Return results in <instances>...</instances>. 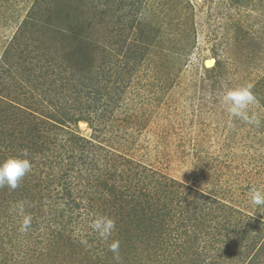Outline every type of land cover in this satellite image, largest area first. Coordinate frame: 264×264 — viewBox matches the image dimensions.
<instances>
[{
	"label": "rangeland",
	"instance_id": "obj_1",
	"mask_svg": "<svg viewBox=\"0 0 264 264\" xmlns=\"http://www.w3.org/2000/svg\"><path fill=\"white\" fill-rule=\"evenodd\" d=\"M0 60V127L38 141L27 135L34 124L52 145L49 157L34 150L15 191L0 188V264H117L112 240L121 264H264V207L249 197L264 190V0H0ZM247 84L258 124L232 118L223 102ZM89 105L106 119L75 122ZM10 148L0 144V160L16 155ZM97 179L118 186L107 209L92 199L108 189ZM67 191L77 205L65 204ZM18 201L33 217L26 233ZM165 203L189 205L192 223L161 221ZM97 216L116 222L107 241L89 227ZM155 224L157 235H142ZM176 238L178 253L168 250Z\"/></svg>",
	"mask_w": 264,
	"mask_h": 264
},
{
	"label": "trees",
	"instance_id": "obj_2",
	"mask_svg": "<svg viewBox=\"0 0 264 264\" xmlns=\"http://www.w3.org/2000/svg\"><path fill=\"white\" fill-rule=\"evenodd\" d=\"M33 57H35L36 58V56L34 55ZM34 58V59H35ZM217 63H218V61H217ZM216 63V64H217ZM4 64H5V62L3 61V60H0V66L1 65H3L4 66ZM215 64V65H216ZM37 64H33V67H35ZM40 67V66H39ZM0 69H1V67H0ZM2 70V69H1ZM206 70H208V71H210V72H214L215 70H216V67H212L211 69H206ZM0 73H2L1 71H0ZM72 79H73V77H71ZM35 79V78H34ZM2 80H4V79H2ZM34 83V88H32V89H35V91H39V85L36 83V82H33ZM211 83H213V82H211ZM31 89V88H30ZM72 91H75V90H72ZM252 91H256V90H252ZM32 93V92H31ZM32 95V94H31ZM261 95L264 97V92L263 93H261ZM256 96H257V94H256ZM88 97V96H87ZM97 97H99V96H97ZM258 97H261V96H258ZM30 98H34L35 99V97H34V94L32 95V96H30ZM36 98H38V97H36ZM111 98V97H110ZM43 99L44 98H41V99H37L38 100V102H37V104H38V108L40 109V111H42V113L44 112H47L48 110H49V112L48 113H51L50 115H51V117H53V118H50L51 120H52V122H55V120H56V122H59L60 120V117L63 115H61V113H59L57 110H50L49 108H47V109H44L45 107H43ZM114 100V99H113ZM91 105H89V107H90ZM93 109H95V110H93V112H90L89 110H88V112L86 113V112H83L82 114H80V116H78L76 119H75V122H77V121H79V120H90V117H92V113H94L95 115H93V119H91V120H95V119H97V118H100V117H103L104 119H106V115H107V111L108 110H97L96 111V108H95V106L94 105H92L91 106ZM11 123V122H10ZM4 126V125H3ZM1 128V127H0ZM26 130H28V133H27V135H29V136H33V138H35V137H37V140L38 141H33V140H26L25 142H16V138L17 137H15V135L13 136V133H12V128H10V126H4L3 128H1L0 129V139H1V143L0 144H2L5 148H8V147H11L10 149L12 150V151H14L15 153H16V155H20L21 154V152L23 151V150H27V152H28V158H31V154L34 152V150H37L39 153H42L43 155H45V157H49V155L51 154V150H52V145H51V143L49 144L48 142H51V141H49L51 138H48V139H46L45 141H43L42 140V137H43V129L42 128H39L38 126H36V125H29L28 127H27V129ZM22 132H24V131H22ZM29 136H26V137H29ZM15 138V139H14ZM17 139H19V138H17ZM40 142V143H39ZM17 145V146H16ZM8 146V147H7ZM36 147V148H35ZM38 147V148H37ZM19 150V151H18ZM2 151V150H1ZM19 152V153H18ZM144 170H145V168H142L140 171L141 172H144ZM138 172V171H137ZM137 172L136 173H134V174H126V176L127 177H129V179L131 180V179H133L134 177H135V174H137ZM61 173L62 174H60L59 175V177H60V179L61 180H63V183H64V181H65V178L68 176V175H66L64 172H62L61 171ZM121 175V174H120ZM123 175V174H122ZM55 177H56V175H55ZM57 179H59V178H57ZM107 179H103V180H95V181H93V182H95V183H97V185H99V183H102V185H103V187H107L108 189H102L101 191L98 189L97 190V192L95 193V195L94 196H92V199H93V201L94 200H98V199H101V200H103V206L107 209L108 208V206H110V205H113V204H116L117 203V201L118 200H120V199H118V195H117V193L115 192V191H117V185L115 184H110L108 181H106ZM63 187H66V185H64ZM115 187V188H114ZM103 190H106V191H108V192H110V194H111V196L112 197H110V198H106V197H104V194H103ZM145 190V189H144ZM156 188H155V190L151 193V194H146V195H148V196H151V197H155L156 195H157V192H156ZM120 194V193H119ZM122 195V194H121ZM121 195H120V197H121ZM62 196H63V198L65 199L64 201H65V204L66 205H71V206H74V204H76L77 205V202H76V200H75V196H74V194H73V191H67V192H65L64 194H62ZM137 197H140L139 195L138 196H136V197H134L135 199H137V200H140V199H138ZM59 199H62L61 197L59 198ZM143 199H141L140 201H142ZM62 201V200H61ZM116 201V202H115ZM58 202H60V201H58ZM144 202V205L145 204H147L148 202L146 201V199L143 201ZM119 206H121L120 204H119ZM189 206V205H188ZM186 207V208H184V209H181L180 211H178V210H176V208H174L173 206H170V204H168V203H165L164 204V207H165V213H162V209H161V207H158L157 208V212H156V215H158L159 216V219L162 221V218H161V216L163 217V218H170V220L171 221H173V222H175L176 224H175V227H177V226H179V223L180 222H182V221H180V222H178L177 223V221H179V219L177 218L178 216H180V215H178V214H183V218L185 219V223L186 222H188L189 224L190 223H192V219H194V218H192V216H191V212H192V210H190V207ZM149 208V207H148ZM66 210H68L67 208H65V207H61L60 208V213H62V214H64L65 215V212H67ZM123 210V212H124V214H126L127 215V217L130 219V221H131V216L132 217H134L132 214H130V213H125V210L124 209H122ZM118 212H120V211H118ZM221 213V212H220ZM68 214V213H67ZM118 214V213H117ZM145 215H147L146 213H145ZM152 218H153V215L151 216ZM211 218L209 217L208 219H203V221L205 222L204 224H207L208 225V221L210 220ZM119 221L120 222H123V224H122V226L120 227V228H123V229H125L123 226H124V224H127L128 222L126 221V219H124V218H121L120 220L118 219V221H117V225H118V223H119ZM229 223H231V219H230V217H228L225 221H224V225H219L220 227H221V229H219L220 230V233H222V231H223V229L222 228H224V229H226V228H230L229 226H228V224ZM226 224V225H225ZM183 225H184V223H183ZM233 225V222L231 223V226ZM150 227V226H149ZM149 227H146V228H144L143 229V231H142V235L143 234H147V233H149L148 235H157V233H158V231H157V229L159 228V226L157 225V224H155V225H153V227L154 228H156V231L154 230V229H150ZM195 228V227H194ZM208 231H210V229H212L211 227H207L206 228ZM197 229H196V232H195V234H197ZM216 231H214V233H215ZM206 233H208V232H206ZM183 233H181V234H179L178 236H177V238H180V237H182V236H180V235H182ZM216 235H218V232L217 233H215ZM62 236H64V235H62V234H60L59 233V235H58V239H60L61 240V238H62ZM151 236H148L149 237V239L151 240V239H156V238H158V237H153V238H151ZM215 236V235H214ZM216 237V236H215ZM160 238V237H159ZM177 238H176V240L175 241H173V242H171L170 244H173L170 248H168V250H170V251H172V252H175V253H178L180 250H181V248L183 247V242H182V240H177ZM57 239V240H58ZM68 239H70V238H68ZM160 239H163V238H160ZM160 239H158V240H160ZM158 240H156L155 241V244L156 243H158L159 241ZM152 241V240H151ZM159 247V244H156L155 246H154V248L155 249H157ZM109 259V257H108V255L107 256H105V259ZM106 261V260H105ZM142 261V260H141ZM122 262H120L119 264H121ZM125 263H127V262H125ZM258 264H260V263H258Z\"/></svg>",
	"mask_w": 264,
	"mask_h": 264
},
{
	"label": "clouds",
	"instance_id": "obj_3",
	"mask_svg": "<svg viewBox=\"0 0 264 264\" xmlns=\"http://www.w3.org/2000/svg\"><path fill=\"white\" fill-rule=\"evenodd\" d=\"M223 102L232 118L248 124L259 123L257 117L249 113V106L257 103L251 84L227 89L223 96ZM31 170L32 162L28 158L27 150H23L20 155L9 156L0 160V188L6 187L15 191ZM249 197L253 205L264 207V190L252 188L249 191ZM25 208V201H18L13 207V211L19 216L18 230L21 233H26L31 228L33 221V217L26 212ZM89 227L97 234L99 239L107 241L116 228V222L108 216H97L92 220ZM81 243L86 244L87 240L82 239ZM108 250L113 253L114 259L119 264L121 259L119 254L120 242L112 240L108 244Z\"/></svg>",
	"mask_w": 264,
	"mask_h": 264
},
{
	"label": "bare ground",
	"instance_id": "obj_4",
	"mask_svg": "<svg viewBox=\"0 0 264 264\" xmlns=\"http://www.w3.org/2000/svg\"><path fill=\"white\" fill-rule=\"evenodd\" d=\"M213 62H214L213 60H208V61H207V64H208V65H212Z\"/></svg>",
	"mask_w": 264,
	"mask_h": 264
}]
</instances>
